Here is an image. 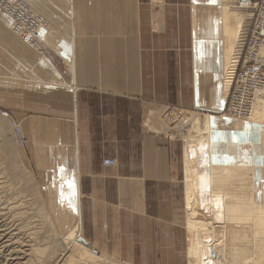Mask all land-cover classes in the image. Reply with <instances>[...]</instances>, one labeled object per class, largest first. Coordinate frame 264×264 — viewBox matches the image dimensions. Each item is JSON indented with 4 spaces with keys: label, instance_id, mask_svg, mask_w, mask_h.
I'll return each mask as SVG.
<instances>
[{
    "label": "crops",
    "instance_id": "obj_1",
    "mask_svg": "<svg viewBox=\"0 0 264 264\" xmlns=\"http://www.w3.org/2000/svg\"><path fill=\"white\" fill-rule=\"evenodd\" d=\"M27 1L49 22L45 54L0 10V96L12 99L2 111L24 128L25 159L58 228L165 229L161 196L179 147L158 132L160 114L221 105L232 35L222 0ZM180 203L174 223L186 229Z\"/></svg>",
    "mask_w": 264,
    "mask_h": 264
},
{
    "label": "bare ground",
    "instance_id": "obj_2",
    "mask_svg": "<svg viewBox=\"0 0 264 264\" xmlns=\"http://www.w3.org/2000/svg\"><path fill=\"white\" fill-rule=\"evenodd\" d=\"M23 2L38 17L40 27L37 37L26 32L27 38L22 39L13 30V18L0 10L11 18L12 33L39 55H44L41 41L44 31L50 30L49 22L27 0ZM233 3L234 0H222L225 28L227 32L230 29L232 35L223 41L222 103L212 108L221 116L203 114L194 118L190 115L192 112L179 110L177 114L173 112L170 117H165L174 123L185 124L183 152L187 188L184 192V205L188 212L185 228L189 264H264V79L254 84L252 82L257 78L243 71V84L250 86L248 89L243 88L241 103L252 98L247 119L230 117L223 111L240 64L247 28L253 17L252 11L236 8ZM21 21L27 24L23 19ZM6 127L13 132L11 120L0 112V132ZM15 137L14 134V141ZM1 150L4 156H0L6 160L11 171L15 173L21 170L23 165L18 153L11 155L13 149H10L9 144H5ZM22 172L26 174L24 170ZM26 181L30 182L28 179ZM80 232L79 226L71 229L67 237L63 240L61 238L56 250L65 252L67 243L72 242L77 244V249H73L76 252L82 251L86 256L91 254L102 260L106 258L100 252L94 253L90 242L80 245L77 241ZM42 248L33 249L39 261L47 256V250ZM113 260L108 258L110 262ZM117 261L113 263L123 264Z\"/></svg>",
    "mask_w": 264,
    "mask_h": 264
},
{
    "label": "rangeland",
    "instance_id": "obj_3",
    "mask_svg": "<svg viewBox=\"0 0 264 264\" xmlns=\"http://www.w3.org/2000/svg\"><path fill=\"white\" fill-rule=\"evenodd\" d=\"M41 42L44 45L43 37ZM252 83L256 84L257 81ZM243 87L248 89L249 85L244 84ZM11 100L8 96H0V112L2 110L10 111ZM226 101L227 105L223 109L224 113L228 106V100ZM179 110L185 112L181 108L168 107L160 114L158 132L173 138L179 147L177 172L172 183L166 187V192H163L161 196V201L165 204L162 208L163 215L168 218V221L165 222V229H123V236L119 229H109L111 235L108 236L103 233L102 229H81V235L77 239L78 243L85 245L90 242L91 247L96 248L104 257L114 259L111 262L108 261V258L102 260L92 257L91 254L86 256V253H82V251H74L73 249H77V244L72 242L66 244L67 250L65 252L61 253L56 250L55 247L64 237L68 236L71 229L63 231L58 228L50 205L45 201L41 186L25 159L27 158L25 151L28 144L26 147L16 144L14 133L9 127L1 131L0 155L3 154L4 156L1 149L5 144H9L10 149H13L11 155L17 152L21 158L20 160H22L23 167H21V170L18 169L17 173H14L6 160L2 158L3 156H0V264H25L26 262H28L26 264H114L115 260L126 264V262L121 261L116 252H121L125 259L131 260L135 264H189L187 248L186 255L184 249V239L186 238L187 241V230L174 223V214L180 200L179 212L184 225L188 215L184 205V192L187 188L184 178L183 152L185 144L183 126L185 124L174 123L169 120L170 118H165L170 117L173 112L177 114L180 112ZM203 114L221 116L216 113H190L194 118H198L199 115ZM166 128L167 133L165 132ZM22 170L27 175L23 174ZM26 179L31 183L27 182ZM39 247L40 249L44 247V250H47L46 259L43 258L42 261H39L40 258L33 251V249H39Z\"/></svg>",
    "mask_w": 264,
    "mask_h": 264
},
{
    "label": "built area",
    "instance_id": "obj_4",
    "mask_svg": "<svg viewBox=\"0 0 264 264\" xmlns=\"http://www.w3.org/2000/svg\"><path fill=\"white\" fill-rule=\"evenodd\" d=\"M236 8L252 11L253 17L248 28V33L243 41V50L240 57V64L237 72L234 75L232 87L228 97V106L226 108V115L230 117L248 118V106L252 98L242 102L241 92L243 91V80L246 70L247 73L257 78V83H261L264 79V56L262 50L264 49V0H234L233 3ZM0 9L11 16L15 22L13 30L18 33L22 39H26V32L37 37L39 30L38 17L33 15V12L26 8L23 0H0ZM28 10V11H27ZM21 19L24 20V24ZM19 29H22L19 31ZM250 86V85H249ZM2 115L11 120L13 126V133L19 146L26 147L28 139L25 135L23 127L18 123L13 116L2 111ZM105 167H113L116 165V159L106 158L103 161ZM94 253L97 249L93 248Z\"/></svg>",
    "mask_w": 264,
    "mask_h": 264
},
{
    "label": "snow or ice",
    "instance_id": "obj_5",
    "mask_svg": "<svg viewBox=\"0 0 264 264\" xmlns=\"http://www.w3.org/2000/svg\"><path fill=\"white\" fill-rule=\"evenodd\" d=\"M213 2H214V0H213Z\"/></svg>",
    "mask_w": 264,
    "mask_h": 264
}]
</instances>
